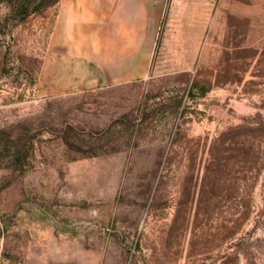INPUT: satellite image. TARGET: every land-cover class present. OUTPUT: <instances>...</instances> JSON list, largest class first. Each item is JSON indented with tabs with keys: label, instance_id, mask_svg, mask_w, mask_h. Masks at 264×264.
Returning <instances> with one entry per match:
<instances>
[{
	"label": "rangeland",
	"instance_id": "obj_1",
	"mask_svg": "<svg viewBox=\"0 0 264 264\" xmlns=\"http://www.w3.org/2000/svg\"><path fill=\"white\" fill-rule=\"evenodd\" d=\"M61 1L0 0V264H264V0H165L99 78Z\"/></svg>",
	"mask_w": 264,
	"mask_h": 264
},
{
	"label": "crops",
	"instance_id": "obj_2",
	"mask_svg": "<svg viewBox=\"0 0 264 264\" xmlns=\"http://www.w3.org/2000/svg\"><path fill=\"white\" fill-rule=\"evenodd\" d=\"M165 0H62L55 17V55L88 70L84 76L140 75L146 45Z\"/></svg>",
	"mask_w": 264,
	"mask_h": 264
},
{
	"label": "trees",
	"instance_id": "obj_3",
	"mask_svg": "<svg viewBox=\"0 0 264 264\" xmlns=\"http://www.w3.org/2000/svg\"><path fill=\"white\" fill-rule=\"evenodd\" d=\"M17 1V5H19L21 8H23V9H27V7H28V5L30 4V2L32 1V0H16ZM53 2V1H52ZM51 3V2H50ZM44 5V4H43ZM40 8V5L39 6H36V10L37 9H39ZM256 163L255 162H253L252 163V165H255ZM249 166V165H248ZM252 167H254V166H249L248 168H252ZM235 179H237V178H235Z\"/></svg>",
	"mask_w": 264,
	"mask_h": 264
}]
</instances>
